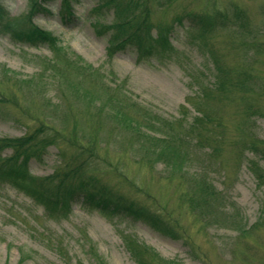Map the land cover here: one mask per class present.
Returning a JSON list of instances; mask_svg holds the SVG:
<instances>
[{
    "label": "rangeland",
    "instance_id": "obj_1",
    "mask_svg": "<svg viewBox=\"0 0 264 264\" xmlns=\"http://www.w3.org/2000/svg\"><path fill=\"white\" fill-rule=\"evenodd\" d=\"M33 1L47 11L32 21L62 49L57 56L48 45L0 33V139L48 128L55 143L30 163V173L62 174L85 163L74 181L91 178L159 214L174 236L82 202L67 216L51 217L2 182L0 264H264V183L252 170L256 164L264 176V0H138L127 15L138 18L148 9L152 35L165 29L171 43L141 61L133 46L108 54L111 26L120 19L108 0H67L73 13L64 19L62 0H0V8L9 18L22 17ZM238 11L243 27L228 22ZM206 13L226 19L216 18L204 43L190 26ZM210 41L249 72L253 91L228 100L206 95L214 71ZM77 79L81 91L74 94ZM202 114L211 120L200 127ZM154 136L178 138L175 148L189 159L179 152L171 158L174 151L169 162L158 157ZM251 142L259 152L250 150ZM201 180L216 194L204 200Z\"/></svg>",
    "mask_w": 264,
    "mask_h": 264
},
{
    "label": "trees",
    "instance_id": "obj_2",
    "mask_svg": "<svg viewBox=\"0 0 264 264\" xmlns=\"http://www.w3.org/2000/svg\"><path fill=\"white\" fill-rule=\"evenodd\" d=\"M107 3H113L115 12L120 18L111 26L112 33L107 47L109 55H112L116 49L133 46L137 51L138 60L141 61L142 59L150 57L156 48H161L163 51L167 50V48L171 49L168 31L161 29L156 33V36L152 35L151 23L145 20L147 19L146 15L149 13L148 9L145 11L142 10V16L138 18L134 15H129L130 9L141 5V2L138 0H108ZM41 5V3L33 1L29 11L25 15L13 18L7 17L5 12L0 8V33L8 34L14 42L28 45H48L57 56H60L59 52H61L62 48L58 44V39L51 33L39 28L32 21V17L38 11H47ZM72 13V8L67 3V0H62L59 9L60 17L64 19L67 18L66 15L70 16ZM127 13L129 14L127 15ZM216 18L224 21L226 16L209 13L194 16V23L190 27H195L198 30V37L204 43L207 39H210L211 36L209 38L208 36L215 29L217 23ZM228 22L231 24L238 22L241 27L247 23L244 15L240 11L235 14L233 19H229ZM246 44L247 47H251L249 45L254 44V42H247ZM208 51L214 71L213 80L207 81L205 85L207 96H214L220 100L227 98L228 100L230 97L233 98L234 95H239L242 91H253V85L250 83L251 75L248 71L230 64L224 58L223 54L218 52L211 41L209 42ZM51 67L52 69L54 68L57 75H63L55 66ZM66 75L63 78L69 83L70 74ZM33 83L31 82V84ZM81 84L82 82L79 79L72 83V91L74 94H78V91H81ZM14 102L16 103L15 100ZM246 108L247 110H251L249 106ZM115 116L122 118V112L115 114ZM205 117L206 115L202 114L201 117L197 118V125L203 127V124L211 120L210 117ZM128 122L129 118L126 115V124ZM47 132H49V129L41 126L24 136L0 139V183L8 182L20 188L31 196L36 203L42 205L45 213L51 217L67 216L73 204L82 202V204L99 209L110 216H128L134 220H142L153 226V228H159L168 232L169 235L174 236L172 230L168 228L167 223L159 214H154L142 205H137L132 201H125L121 195H113L107 186L103 185L98 188L91 178L82 179L77 182L74 181L75 178L81 176L82 165L85 163L79 165L75 170L68 169L62 174L54 172L51 175L38 176L30 173V163L32 161H39L43 157L45 147L55 143L57 135L55 133L53 135H47ZM198 137L200 139L203 138L201 136ZM152 138L153 141L158 142L155 147L158 157L169 162V157L171 156L169 154L171 151H174L171 158L178 157L176 152H179L182 155L181 160L184 161L186 155L189 159L188 152H185V154L183 151L180 152L175 148V140H178V138H173L172 136H165L164 138L154 136ZM204 139L197 141L200 146H203L201 148L205 147L202 142ZM181 140L184 143H190V140ZM207 140L209 141V138ZM210 145L208 143V147ZM212 148L214 151L218 150L216 147ZM249 148L252 152H259L256 142H251ZM6 149H9L10 152L3 155V151ZM252 170L257 174V178L264 183V176L257 173L256 164H252ZM201 181L203 182L200 183V186L204 200L216 194L213 192L214 187L212 185H208L206 188L207 182L204 180ZM193 199L199 200L200 198L196 199L194 197ZM135 251L133 250V253H138V251ZM140 264L146 263L140 262Z\"/></svg>",
    "mask_w": 264,
    "mask_h": 264
}]
</instances>
